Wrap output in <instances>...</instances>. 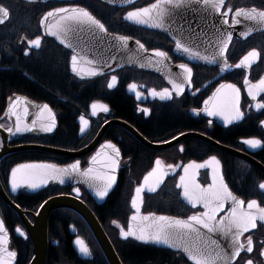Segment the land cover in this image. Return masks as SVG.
I'll return each instance as SVG.
<instances>
[{
	"label": "flooded vegetation",
	"instance_id": "flooded-vegetation-1",
	"mask_svg": "<svg viewBox=\"0 0 264 264\" xmlns=\"http://www.w3.org/2000/svg\"><path fill=\"white\" fill-rule=\"evenodd\" d=\"M16 1L20 2L18 7L21 11H28V18L12 21L11 11L0 4L9 10L8 21L0 25V129L7 131L12 127L5 114L8 99L12 97L34 103L35 109H42L47 104L55 115V127L51 132L36 128V131L20 134L7 142L5 152L0 141V216L9 234L11 249L17 253L15 264H28L31 256L25 221L32 223V216L42 203L52 197H75V188L80 189L77 200L93 213L121 264L124 263L119 245L128 250H139L141 264H195L180 252L120 238L118 225L127 229L134 188L152 170L156 159L163 162V171L168 175L155 194H143L142 214L187 220L189 216L203 212L202 205L193 208L183 201L177 185L185 165L193 160L202 163L212 156H216L220 164L197 170L196 181L204 186L211 184L215 167L217 186L222 175L232 194L245 201V211L248 201L253 199L264 208V190L258 187L264 182V143L255 148L243 143L252 138L264 141V124H261L264 108L258 110L255 107L258 101H264V92H259L255 101L248 95L249 87L264 77V23L235 16L237 8L264 11V0H224V6L219 10L205 6L204 0H172V3L161 0L155 17L163 10L162 25L157 30L124 18L128 11L148 7L157 0H137L122 8L97 0L50 1L44 4ZM77 7L87 9L101 20L108 28L107 34L139 41L147 53L154 55V50L158 49L167 52L168 57L154 55L155 70L124 67L92 79H83L71 69L73 53L53 38L42 36L39 27L40 18L47 12ZM228 8L232 12L225 17L222 13ZM229 32L232 40L226 62L231 67L226 71H220L225 62L223 57L217 56L215 63H208L202 59H189L182 51L175 50V40L181 39L194 51L211 57L218 49V38ZM36 37L41 38V46L30 48L28 40ZM184 37L192 39L184 40ZM252 49L260 52V59L250 69L234 67ZM181 63H187L193 69L192 83L185 84L183 94L176 95L173 91L172 98L164 100L153 97L152 89L159 92L168 88L172 91L169 81H179ZM77 70H83L80 64H77ZM113 75L117 77V83L110 89L107 84ZM6 77L13 79L5 82ZM246 78L250 82L248 85L244 83ZM131 84L137 88L130 89ZM221 84H234L240 89L239 107L244 116L231 124H226L220 115L208 116L203 111L204 101L213 96ZM137 92L140 93L139 98ZM231 94L230 89L221 90L214 103L222 102L226 95ZM95 102L107 105L109 111L103 112L98 108L93 115L91 105ZM207 107L213 109V103ZM193 109L200 111L197 114ZM32 116L34 111L28 112L27 124L34 119ZM81 116L88 121L87 125L82 124ZM81 127H84V132L80 131ZM128 129L134 130L147 145ZM106 142L116 144L121 158L114 189L101 204H96L81 185L47 184L36 192H30L26 186L15 192L10 189L11 169L18 165L43 163L65 167L80 161V169L83 170L89 158ZM46 149L72 153L75 157ZM168 165L175 167L169 169ZM7 201L19 209L22 217ZM231 207L232 201L228 200L225 211L220 215H225ZM17 227L24 235L15 231ZM249 235L253 238V252H241L240 257L230 264H246L248 259H252L254 264H264V256L260 255L264 246V221L257 220V227L244 233L241 243L247 245ZM77 238L89 249L86 256L80 257L75 251L73 243ZM47 240L45 264H107L86 224L73 211L58 209L51 213Z\"/></svg>",
	"mask_w": 264,
	"mask_h": 264
},
{
	"label": "snow or ice",
	"instance_id": "snow-or-ice-1",
	"mask_svg": "<svg viewBox=\"0 0 264 264\" xmlns=\"http://www.w3.org/2000/svg\"><path fill=\"white\" fill-rule=\"evenodd\" d=\"M111 2V0H110ZM132 2V0H129ZM165 3H172V0H164ZM199 2V0H196ZM161 0H157L156 3L149 5L144 8H137L132 11H128L126 13L125 19L129 21H135L137 23H147V20L144 19L145 16H149L153 9H158L160 7ZM204 5L207 7H211L212 9L219 10L224 6V0H204ZM179 7V3L176 5ZM232 12L231 8H228L227 11L223 12L222 15L227 17L228 14ZM0 24L5 22V19L9 17V10L7 8L0 7ZM63 14V15H60ZM60 16L61 21H70L75 23L77 26L87 25L88 30L96 35L99 33H108V28L105 27V24L101 22V20L97 19L90 11L82 8H60L55 9L53 11L47 12L44 18L41 21V24L47 28V34L55 37L62 45L66 47L73 48L74 45L68 42L69 33L73 31L71 24L62 23L57 25H48L46 21L48 17ZM162 16L163 10L157 14L158 22L154 25L156 27H160L162 25ZM235 16H245L247 19L256 20L260 23H264V11H259L255 8L250 11H246L242 8H237L235 11ZM235 23H239V21H234ZM224 23L227 24L228 20L225 19ZM244 35H247L245 33ZM118 39L122 42L127 41V37H118ZM184 40H190L191 37H184ZM232 40V34L226 33L222 34L218 38V49L211 56L201 55L198 51H194L192 47H189L181 39L175 40V50L182 51L186 54L189 59H202L208 63H215L217 56L224 58V63L220 68V71H226L231 67L227 64L226 53L228 50V46ZM139 44L140 48L143 49L144 45L140 44L139 41L136 42ZM29 47L39 48L41 46V38L36 37L34 39L28 40ZM198 47V45H197ZM25 55H28V52L25 51ZM154 55L162 58H167L168 53L162 50H154ZM260 52L256 49H252L249 51L239 63H237L234 67H247L251 68L254 62H257L260 59ZM78 55L71 56V67L72 71L76 72L78 75L83 76V70H77V62ZM94 61L89 60V65H94ZM179 68L181 69V73L178 74L179 81L177 79H171L169 82L172 85V91L168 88H164L162 91H156L155 89L151 90V95L153 97H159L161 100L171 99L172 92L174 91L176 95L183 94L185 90V84L192 83L193 77V69L187 63L179 64ZM99 74V70L95 67H91L88 71L89 76H96ZM117 83V77L113 75L111 77V81L107 84L108 88H113ZM245 85H248L250 82L246 78L244 81ZM130 89L135 90L137 85L131 84ZM230 89L231 95H226L222 102L214 103L217 100V96L220 94L221 90ZM253 89H256L254 92ZM259 92H264V77H261L254 85H251L248 89V95L251 96L252 100L257 99V94ZM240 89L236 87L234 84H221L219 88L216 89V93L213 96L209 97V99L204 101L205 108L204 112L207 113L208 116H216L220 115L224 118L226 124H231L234 120H240L243 118L244 113L241 112L239 107L240 102ZM140 93L137 92V96L139 98ZM19 97L9 105V113L16 114L14 109L20 103ZM213 103V109H209L207 106ZM255 107L259 110L264 108V101H258L255 104ZM102 110L103 112H108V106L99 102H95L91 105L92 114L96 115L97 109ZM145 113L148 112L147 109H142ZM194 112L199 113V109H193ZM47 113V123L42 124V130L44 132H51L55 127V115L52 113L51 108L45 104L43 108L40 110L41 117L44 116V113ZM25 114H27V108H25ZM21 117L16 114V124H15V132H25V131H33L35 130L37 121H32V126L29 127L27 125L21 126L20 123ZM80 120L83 125H87L88 121L81 116ZM209 124L212 123L211 120L208 121ZM261 124H264V121H261ZM2 127V125H0ZM84 127L80 128L81 132H84ZM7 131L10 133L13 131L12 128H8ZM243 143L249 145L252 148L260 146L264 141L260 139H246ZM102 150L106 151H98L95 155L91 157V164L97 165L102 164L104 169H107L106 173H98L95 171L93 167H89L84 170L82 173L80 172V161H75L74 163L68 165L65 168H56L52 165H18L15 168L11 169V190L15 192L18 188L22 186H27L32 189H36L40 187L42 184H46L49 179H59L61 183H63L62 177L65 175H71L73 173H78L83 175L84 177L89 178L90 182H95V193L98 197L103 199L108 196L109 190L116 183V171L120 166V158L121 151L111 142H106L105 144L100 146ZM183 151V147L180 149ZM103 155V161L100 160V157ZM220 161L216 156L210 157L208 160L197 163L195 160L189 162L184 166L183 171L184 175H181L179 180L180 183L177 185L178 187L183 188V197L188 201L189 204L195 208L197 205H202L205 209L203 212L198 214H193L187 218V220L172 218L171 222L168 223L165 228H157L154 234L145 235L143 230L137 234V231L134 230L131 226H128L127 230L123 226L120 227V234L125 239L129 236H135L138 240H148L152 239L160 243L169 244L170 246H175V241L180 239L182 242L186 236H193L196 242V247L194 249V254H191V258L195 261V264H217V261H222V264H230L232 260L240 257L241 252L246 251L247 253L253 252V238L251 235L247 237V245L241 243V237L244 233L249 232L251 229H255L257 227V220L264 221V208L260 207L257 200L253 199L248 201L247 210L243 209V205L245 204L244 200H239L235 197L232 192L228 189V186L223 181L222 175L219 180V187L217 186V171L216 168L213 167L212 174V183L204 186L199 184L195 176L197 175V170L209 168L213 165H219ZM163 162L160 159L155 160V166L150 171L143 180V184L141 186H137L135 188V197L132 199L131 204L133 208H136L139 211L137 206V201L141 198V193L144 191L145 187H147L148 191L155 192L157 188L164 182V178L168 175L167 172L163 171ZM169 169H173L175 166L168 165ZM189 170L191 171V176H189ZM155 177L154 181L150 184V179ZM259 189L264 190V182H261L258 185ZM74 191L79 195L80 189L75 188ZM228 200L232 201V207L225 213V215H220L225 211V204ZM256 209V212L252 210ZM219 216V220L217 217ZM137 217L135 215L132 216V220H136ZM147 219V217H145ZM159 219L161 221H169V217L160 216ZM116 224V221H113ZM201 229H206L207 233H222L225 237H231V243L229 247L231 248V252H225L223 249L220 251H216V248L219 247L217 240H208L205 241L201 238ZM16 232L24 235L22 230L17 227L15 229ZM8 236L7 229L5 227V223L2 219H0V264H12L13 260L16 258L17 253L15 251H9L6 247L8 244ZM76 243L80 245V251L84 254H89V249L84 245L82 240H77ZM183 250L185 252L193 253V250L187 245H183ZM261 256H264V246H262V250L260 252ZM246 264H254L252 259H248Z\"/></svg>",
	"mask_w": 264,
	"mask_h": 264
},
{
	"label": "water",
	"instance_id": "water-1",
	"mask_svg": "<svg viewBox=\"0 0 264 264\" xmlns=\"http://www.w3.org/2000/svg\"><path fill=\"white\" fill-rule=\"evenodd\" d=\"M19 1L26 3V4H44L50 1L70 2V1H77V0H19ZM97 1L104 3L106 5H109V6H115L118 8H122V7H126L134 3L137 0H132V2H129V0H111V2L110 0H97ZM0 7H3V6L0 5ZM72 9H75V8H72ZM156 13H157V9H153L149 16L144 17V19L147 20V23H137L136 22L135 24L142 26V27L143 26L148 27V29L157 30L158 27L154 26L158 22L157 17H155ZM60 15H63V14H60ZM0 16H2V13H0ZM44 16L45 14L39 20V27H40L42 36L53 38L57 43L61 44L59 40H57L55 37L47 34V28L41 24V21L44 18ZM8 19L9 17L5 19V22H7ZM125 20L129 21L127 19ZM62 23H69L71 24L73 28V31L69 33L68 42L74 45V49L66 47L65 45L63 46L66 47L68 50H70L73 53V55L74 54L78 55L79 59H78L77 64H80L81 69L84 70V74L82 76L83 79H92V78L98 77L99 75L109 73L111 71L124 68V67H135L138 69H154V70L157 69L155 65V61H154V55L151 53H147L144 48L141 49L139 44H137L136 41L132 39H127L125 43L118 39V37H121V36L109 35V34H104V33H99V32H97L96 35H93L88 30L87 25L77 26L75 23H72L67 20L61 21L59 15L48 17V20L46 21V24L48 25H57V24H62ZM89 60L94 61L95 62L94 65H89L88 64ZM91 67H95L96 69H98L99 74L96 76H89L88 71L90 70ZM73 73L76 74L75 72ZM16 99L17 97H12L8 99L7 106L5 109V114L6 116L9 117L11 121V124H12L11 128L13 129V131L10 133L9 131L0 129V141L2 143L3 152L6 151V144L8 141L14 139L20 134H28L30 132V131L15 132L16 114H18L21 117L20 123L22 127L25 125L31 127L32 122L30 124H27L25 122V119L28 116V112L34 111V116L32 117H34L33 120L37 121L35 131H36V128L37 129L42 128L41 127L42 124H46L48 122L46 119L48 114L44 113V116L41 117L40 115L41 108L35 109L36 108L34 107L35 104L27 101L24 98H21L19 105L15 107L14 111L16 114L9 113V105L11 102L15 101ZM25 108H27V114H25ZM128 130L132 132L135 136H137L134 130L132 129H128ZM137 138L142 143L147 145L140 137L137 136ZM149 147L154 148V149L158 148V147H152V146H149ZM163 147L164 146L160 148H163ZM46 151L64 155L70 158L75 157V155L72 153L58 152V151H54L51 149H46ZM98 151L103 152L106 150H102L101 147H99L96 153ZM91 157L88 160L87 167L83 170L80 169V172L82 173L84 170L88 169L89 167H93L95 171L98 173H101V174L106 173L107 169H104L102 167V164H97V165L91 164ZM103 159L104 157L102 155L100 157V160L103 161ZM31 164L52 165V164H43V163H31ZM31 164H26V165H31ZM52 166H55V165H52ZM55 167L65 168L67 166L65 167L55 166ZM190 174H191V170H189V176H191ZM115 175L117 177L118 170L116 171ZM182 175H184V171H182ZM144 177L142 178L138 186H141L143 184ZM10 179H11V175H10ZM10 179H9V186L11 189ZM62 179L64 181L63 183H61L59 179H49L46 184H42L40 187L36 189H32L29 187L28 189L30 192H36L44 188L47 184H58L60 186L81 185L83 188L86 189L87 193L93 198L96 204H101L107 197L106 196L103 199L98 197L95 193V182H90L89 178L84 177L81 174L73 173L71 175H65L62 177ZM154 179L155 177L150 179V184L154 181ZM179 183H180V180H178V184ZM115 184L109 190V194L114 189ZM160 186L157 188V190L160 188ZM135 188H134L131 201L135 197ZM178 188L181 190V198L183 199L184 202L188 203V201L183 197V188L181 187H178ZM157 190L155 192H150L148 191L147 187H145L144 191L141 193V198L137 201V206L139 208V211H137L136 208H133L130 202L132 214L128 219L127 228L128 226H131L134 230L137 231V234H139L140 231L143 230L144 234L147 236L150 234H154L155 230L158 227L165 228V226L171 222V219H172L171 217H169V221H161L159 219L160 216L158 215L142 214L143 194L152 195V194H155ZM73 193L75 194V197L62 195V196H55V197H52L46 200L44 203H42V205L39 207L37 212L32 216V223L25 221L28 237L31 243V258L28 264H45L46 257H47V246H48V240H47L48 220H49L51 213L58 209H67V210L73 211L84 221V223L89 229L91 236L96 242L107 264H121L113 246L111 245L109 239L107 238L105 232L103 231L101 225L99 224V222L97 221L93 213L88 209V207L85 204L77 200L76 196L78 197L79 195H77L75 191ZM7 204L17 214H19V216L22 217L21 212L16 206H14L9 201H7ZM133 215L137 217L136 220H132ZM145 217H147V219H145ZM0 219H2L1 216H0ZM119 235L122 241L131 240L133 242H136L142 245H153L155 247L168 249L173 252H180L186 257L187 260L195 263V261L191 258V254H194V249L196 247V242L193 236H186L183 242L180 239H177L175 241V246H170L169 244L160 243L152 239L138 240L135 236H129L128 238L125 239L124 237L121 236V234ZM7 236H8L9 242L6 245V247L9 251H13L11 249V243H10L8 232H7ZM201 238L205 241L217 240L219 247L216 248V251H220L221 249H223L225 252H229V253L231 252V248L229 247L231 243L230 236L225 237L224 235H219L218 233H207L206 229H201ZM77 240L78 238L73 243L75 251L78 253L80 257H83L82 255L86 256V254L80 251L81 246L76 243ZM184 244H187L193 250V253L185 252L183 250ZM15 261H16V258L13 260L12 264H15ZM217 264H222V261H217Z\"/></svg>",
	"mask_w": 264,
	"mask_h": 264
},
{
	"label": "trees",
	"instance_id": "trees-1",
	"mask_svg": "<svg viewBox=\"0 0 264 264\" xmlns=\"http://www.w3.org/2000/svg\"><path fill=\"white\" fill-rule=\"evenodd\" d=\"M0 4L7 7L11 11L12 21L17 19L23 20L25 18H28L27 17V14H29L28 11L25 10L21 11L19 9L18 6L20 2L16 0H12V2H7V0H0ZM9 4L14 5V7H16V10H13ZM5 79H7L5 82H10L9 80L12 81L13 78L11 79L10 77H6ZM118 249H120V255L124 264H141L140 261L142 260V256L140 255L139 250L136 249L128 250L127 248L124 247V245H119Z\"/></svg>",
	"mask_w": 264,
	"mask_h": 264
},
{
	"label": "bare ground",
	"instance_id": "bare-ground-1",
	"mask_svg": "<svg viewBox=\"0 0 264 264\" xmlns=\"http://www.w3.org/2000/svg\"><path fill=\"white\" fill-rule=\"evenodd\" d=\"M7 2H12V0L11 1L7 0ZM9 5L12 7L13 10H16V7H14V5H12V4H9Z\"/></svg>",
	"mask_w": 264,
	"mask_h": 264
}]
</instances>
